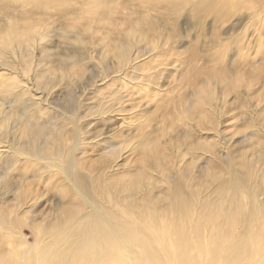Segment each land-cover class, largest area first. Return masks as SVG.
I'll return each mask as SVG.
<instances>
[{"label":"rangeland","instance_id":"rangeland-1","mask_svg":"<svg viewBox=\"0 0 264 264\" xmlns=\"http://www.w3.org/2000/svg\"><path fill=\"white\" fill-rule=\"evenodd\" d=\"M209 1L0 0V261L109 222L163 264H264V0Z\"/></svg>","mask_w":264,"mask_h":264},{"label":"bare ground","instance_id":"bare-ground-1","mask_svg":"<svg viewBox=\"0 0 264 264\" xmlns=\"http://www.w3.org/2000/svg\"><path fill=\"white\" fill-rule=\"evenodd\" d=\"M203 1L210 4L209 0ZM46 146H52V142L49 141ZM29 147L31 149H35L37 153L42 150L39 149V147L37 149L35 144L32 142H30ZM73 162L74 154H72L68 160L69 166ZM49 165L57 167V169L61 172H64L68 169V167L63 168L54 162L49 163ZM21 205L17 206V208L22 209ZM1 222L2 219L0 218V226H2ZM108 225L111 229L110 233L107 232V234H105L99 226H96V233H99V235L95 237L86 235L84 241L76 244L74 247L76 254L72 256V261H69L61 256H55L51 258L52 256L45 254V252L38 245H30V243H27V240L24 238V236L19 234L17 239L21 246L24 247L22 253L17 255L19 257H13L10 260L6 261L4 259L3 261H0V264H163L161 261L148 254V251H138L136 250V245H133L128 241V243H125V239H123L122 235L116 231L115 227L109 222ZM0 229L4 231V228L0 227ZM97 241H102V248L89 253V249L94 250L97 248ZM139 244L140 246L142 245L141 240H139ZM32 247H34V249H32ZM172 249V251L175 252V247H172ZM167 264H173L172 260L168 259Z\"/></svg>","mask_w":264,"mask_h":264}]
</instances>
